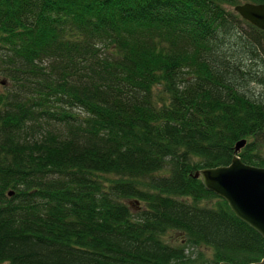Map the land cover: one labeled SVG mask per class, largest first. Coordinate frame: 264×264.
<instances>
[{"label": "trees", "instance_id": "obj_1", "mask_svg": "<svg viewBox=\"0 0 264 264\" xmlns=\"http://www.w3.org/2000/svg\"><path fill=\"white\" fill-rule=\"evenodd\" d=\"M242 2L0 0V264L264 257L193 176L241 139L264 167V30Z\"/></svg>", "mask_w": 264, "mask_h": 264}, {"label": "water", "instance_id": "obj_2", "mask_svg": "<svg viewBox=\"0 0 264 264\" xmlns=\"http://www.w3.org/2000/svg\"><path fill=\"white\" fill-rule=\"evenodd\" d=\"M233 10L242 19L264 30V3L244 1L236 4ZM245 141L236 142L229 164L201 168L193 176L199 178L207 190L224 199L239 219L264 238V167L241 161L237 154ZM248 264H264V257Z\"/></svg>", "mask_w": 264, "mask_h": 264}, {"label": "rangeland", "instance_id": "obj_3", "mask_svg": "<svg viewBox=\"0 0 264 264\" xmlns=\"http://www.w3.org/2000/svg\"><path fill=\"white\" fill-rule=\"evenodd\" d=\"M241 2H242V0H241ZM226 7L228 9L233 10V6L232 5H226ZM239 29L242 30L243 34L246 33V35L251 34V33H256V32H254V30H252L251 28H249L248 26H246L244 24H241V27H239ZM258 50H259L260 53H263L262 49L258 48ZM258 63H260V65H261L263 62H262V60H258L257 59V64H255L256 67L260 66ZM261 86H262L261 83H252L251 84V87H252L253 91H255V92L260 91L261 88H262ZM129 202L132 205L131 201H129Z\"/></svg>", "mask_w": 264, "mask_h": 264}]
</instances>
